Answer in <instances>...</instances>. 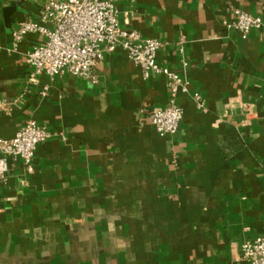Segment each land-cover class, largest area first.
Instances as JSON below:
<instances>
[{
    "label": "crops",
    "instance_id": "obj_1",
    "mask_svg": "<svg viewBox=\"0 0 264 264\" xmlns=\"http://www.w3.org/2000/svg\"><path fill=\"white\" fill-rule=\"evenodd\" d=\"M106 1L120 28L161 43L157 64L204 110L180 96L176 134L158 136L149 115L167 104L166 82L121 50L96 64V84L30 80L25 55L44 38L13 51L11 32L47 0H0V138L28 120L50 133L32 174L8 159L0 264H246L242 243L264 236V0ZM234 9L262 28L225 29Z\"/></svg>",
    "mask_w": 264,
    "mask_h": 264
},
{
    "label": "built area",
    "instance_id": "obj_2",
    "mask_svg": "<svg viewBox=\"0 0 264 264\" xmlns=\"http://www.w3.org/2000/svg\"><path fill=\"white\" fill-rule=\"evenodd\" d=\"M222 25L246 39L252 31L260 30L263 22L259 17L234 9L232 20L223 21ZM29 34L44 38L25 55L31 68L30 80L39 75L53 79L67 73L96 84L94 67L105 55L118 50L140 68L143 79L163 77L167 104L149 115L150 126L160 137L173 136L178 130L182 118L180 96L189 97L197 110H204L201 95L190 89L184 77L157 64L156 53L162 46L158 40L120 28L118 11L112 1L47 0L38 20L23 21L11 32L12 50L17 51ZM47 91L48 87H44L41 97ZM49 138L47 129L33 120L26 121L11 139L0 138V182L7 179L8 159H20L25 172L32 174L36 147ZM240 249V259L246 264H264V236L243 242Z\"/></svg>",
    "mask_w": 264,
    "mask_h": 264
}]
</instances>
